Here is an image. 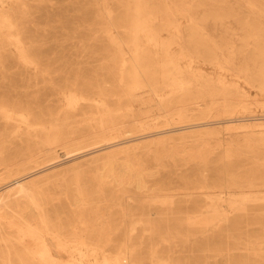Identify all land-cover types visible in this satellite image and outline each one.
Returning a JSON list of instances; mask_svg holds the SVG:
<instances>
[{"label": "bare ground", "instance_id": "1", "mask_svg": "<svg viewBox=\"0 0 264 264\" xmlns=\"http://www.w3.org/2000/svg\"><path fill=\"white\" fill-rule=\"evenodd\" d=\"M52 2L0 0L2 66L14 46L23 66L44 82L26 103L10 102L6 95L0 100V118L17 124L10 137L0 131V156L23 133L34 144V150L10 160L0 176V264H94L88 256L95 263L136 264L140 247L127 235L140 227L162 243L194 239V234L171 230L170 220L184 215L177 208L179 194L151 188L146 181L150 175L144 174L139 153L154 147L169 158L203 157L210 148L220 147L231 163L241 164L239 158L249 155L259 165L250 173L245 167L228 169L216 183L207 182L209 168H204L197 189L208 206L200 215H188L184 223L199 226L203 239L233 233L236 248L209 245L220 258H232L231 251L244 244L240 220L264 202V196L253 194L264 186V115H256L253 105L264 106V101L252 98L239 82L244 79L264 95V0H68L55 13L47 12V19L55 15L60 26L48 25L42 33L35 9L49 4L54 10ZM29 26L32 30L27 31ZM58 31L63 40L55 38ZM75 34L83 42H76ZM45 55L108 56L89 71ZM201 60L217 66L221 74L206 72ZM226 70L234 71L238 82L225 76ZM93 73L97 79L90 77ZM35 81L31 89L40 88ZM48 90L63 93L65 108L44 106L41 92ZM145 94L156 100L145 99ZM136 103L142 108L136 109ZM151 118L163 120L164 126H153ZM233 128L243 131L236 133L237 139L221 142V134ZM85 159L92 179L79 165ZM68 163H74L70 171L62 168ZM107 186L114 192L108 194ZM215 189L221 193L211 191ZM140 193L147 196L142 201L136 198ZM62 197L79 209L74 227L66 222ZM109 206L121 210L120 224ZM159 209L166 211L157 213ZM147 215L165 219L169 231L161 232L164 225ZM254 225L264 232V224ZM120 226L121 245L114 255H105V246H117L112 236L121 233L116 229ZM96 228L102 229L103 239L94 236ZM245 249L246 262L228 264H264L263 236ZM151 259L154 264H177L162 262L157 251Z\"/></svg>", "mask_w": 264, "mask_h": 264}, {"label": "rangeland", "instance_id": "2", "mask_svg": "<svg viewBox=\"0 0 264 264\" xmlns=\"http://www.w3.org/2000/svg\"><path fill=\"white\" fill-rule=\"evenodd\" d=\"M68 0H53L52 4H54V10H52V7L47 5H42L40 8L35 9L36 11V24L38 25V29L40 32H45V29L48 27V25L53 26H60V21L58 18L54 15V17L47 19V12L50 11V13H55L54 11H58V8L61 6V4H67ZM238 1V0H237ZM35 7L39 6L37 3L34 5ZM70 22H77L73 20H69ZM185 23V21H184ZM234 27V26H231ZM32 30V27H27V31ZM53 36V35H49ZM59 40H63L65 35L62 31H58L56 34ZM1 37V36H0ZM54 37H51L50 41H52ZM74 39L76 42L82 41L83 38L75 34ZM11 52L9 55V58L5 60V67L2 66L0 62V100L3 98V95H6V97L9 99L10 102H16L20 99L23 101V103H26L29 99L33 98L36 95V90L41 89L43 87L44 82L40 76L36 74L34 70H29L23 66V64L19 60V55H17V50L13 46L11 47ZM48 58H57L60 59V62H69L72 64V68H81L83 70H97L101 64L103 63V57L108 55H45ZM58 61V60H56ZM184 65L188 64V61H183ZM199 65L203 67L206 72L213 76H219L221 74V70L217 66H213L209 63H205L204 61H200ZM225 76H227L230 80L237 81V77L234 73V71L226 70L223 72ZM91 75V74H90ZM68 76L63 74L62 78H67ZM92 79H97L96 74H92L90 76ZM39 81V87L40 88H30L29 85L31 82H36L35 80ZM54 79H57V76L54 75ZM240 84L243 88L249 93V95L252 98H257L262 101H264V95H262L261 92H259L257 89L252 88L250 85H248L244 79H241ZM120 92V91H119ZM44 96V106L53 105V106H59L62 108H65L66 101L63 99L62 94L60 93H54L50 90L41 92ZM145 99L147 100H156L153 95L145 94ZM114 103V102H113ZM136 109H141L142 105L139 103H136ZM253 109L255 111L256 115H264V106H258L256 104L253 105ZM83 118L80 117L79 120H82ZM156 121V120H155ZM154 119H150L149 122L153 126H164L163 120H157L156 122ZM16 123H6L2 118H0V131L7 132V136H11L15 127ZM236 126V125H235ZM234 129V128H233ZM225 130V129H223ZM238 131H243V129H234L232 132L225 131L221 134V142L227 143L231 140L237 139L236 133ZM26 133H23L22 138L15 139L13 141L14 143L12 145L8 144L9 150L2 156H0V176H4L6 174L5 168L11 166V163H9L10 160H16V158H20L21 155L28 154L30 150H34V144L27 139L25 136ZM8 140L12 141V138H9ZM237 137V138H236ZM214 143H218L220 141L219 139L211 140ZM60 154H63V149L60 148L59 150ZM162 150L158 147H154L152 151H144L140 152V156L143 157V168L146 169L144 171L145 175H150L149 177H146V181L151 188H165L166 189H172V192L179 194L176 195V199L180 200L181 202L178 203L177 208L181 207V211L184 212V215L181 216L180 220H170V224H172L173 228H171L174 232H182L184 235L188 234H194L192 240L186 242V238H180L178 241H173L171 243H162V241L154 236H151V234L147 231H145L142 227H140L137 231L128 233L129 239H132L131 242H135L137 244V247H140V249L137 252V256L134 260V263L136 264H154L151 257L153 254L157 251L158 255L163 258L162 262H169L173 261L177 264H228V261H233L236 263L239 262H246L248 259V252L245 249L248 247V244L250 241H253L257 239V237H264V232L262 229L258 228L254 225L255 222H259L264 224V202H259L255 206L250 208L249 215L240 221H242V234H243V242L244 244L241 245L240 249H236L231 251V253L234 255L232 258H220V256L215 255V252L210 250L209 245H214L216 243L217 245L223 247V248H236V244L234 239L232 238L233 233H225L224 235H214L210 236L208 239L201 238L200 234V227H192L189 228L186 225H184L186 218L188 215L190 216H197L198 214L204 210H206L207 202L206 197L198 195L202 190L197 189L198 183L203 182L202 179H200L201 171L204 168H209V171L207 172L210 176L209 180L207 182L209 183H216L221 182V177H223L226 174V171L231 168L235 167H242L244 169H248L249 173L251 168L257 165L249 155L241 156L239 159L242 161L241 164L238 163H231L230 160L226 158L225 154V148H210V153L203 157L194 156V158H191L188 154H182L174 156L173 158L166 157L163 153L158 154ZM192 159V161L190 160ZM199 159H207V161H201ZM81 161V160H80ZM79 161V162H80ZM252 161V162H251ZM74 163H68L67 165H64L62 168H66L64 170H71ZM89 164L90 161H87L86 159L82 161L81 164H79L82 169H88V175L87 179H92L91 170H89ZM252 172V170H251ZM260 173L264 175V170H261ZM72 174V173H71ZM68 175L66 176L69 178V181L67 182V185L71 182L72 176ZM240 174H244V171H240ZM219 177V178H216ZM53 180V178H52ZM50 188L52 190L56 189V192H59V189L55 187L54 183H50ZM189 188V189H186ZM106 191L108 194H111L114 192V188L111 186L106 187ZM218 193H221L219 189L211 190ZM186 192L189 193H196L194 196H186ZM234 192V191H233ZM181 193V194H180ZM232 193V192H231ZM253 194H259L261 196H264V186L257 188ZM110 196V195H109ZM221 196L226 197V193L221 194ZM147 196H145L143 193H140L136 196L138 200H144ZM111 198V196H110ZM186 199H192L191 202L185 203L183 202ZM197 199V200H196ZM112 204V203H111ZM61 208L63 209V212L65 213L66 222H70L73 227L78 224L77 220V213L79 209L77 207H71L68 203V200H66L64 197L61 198ZM98 209V208H97ZM95 209V210H97ZM113 211L116 219V223L120 224L122 219V212L121 210L114 208L113 206L108 207V211ZM158 211V210H157ZM162 211H166V209H159L157 213H161ZM193 212H196L195 214ZM185 216V217H184ZM150 220L154 223H160L163 224V228H160V231L165 233L166 231H169V229L166 227V224L168 223L165 219H161L159 215L154 216H148ZM184 217V218H183ZM235 220V219H234ZM97 220H93L91 222H96ZM113 224V222H111ZM110 223V224H111ZM253 224V225H251ZM100 227V226H99ZM102 227V226H101ZM120 228V234L113 235V239L115 238L117 246L116 247H109L105 246V255H114L117 252V248L121 245V242L124 239V233L121 226L116 227ZM72 231V230H71ZM94 236L98 239H103V233L101 228H96V232L94 233ZM142 242H144L143 246H141ZM28 242H26V245L28 246ZM21 249H23L22 246L18 245ZM264 255V251L262 252ZM63 260H68V254H62ZM89 259L92 260L94 264H101V263H95L94 257L88 256ZM102 259V258H101Z\"/></svg>", "mask_w": 264, "mask_h": 264}]
</instances>
